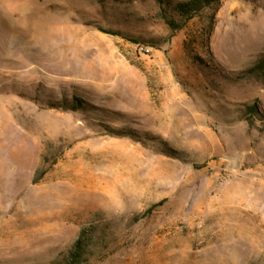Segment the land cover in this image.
I'll use <instances>...</instances> for the list:
<instances>
[{"label": "rangeland", "instance_id": "1", "mask_svg": "<svg viewBox=\"0 0 264 264\" xmlns=\"http://www.w3.org/2000/svg\"><path fill=\"white\" fill-rule=\"evenodd\" d=\"M263 56L264 0H0V264H264Z\"/></svg>", "mask_w": 264, "mask_h": 264}, {"label": "trees", "instance_id": "2", "mask_svg": "<svg viewBox=\"0 0 264 264\" xmlns=\"http://www.w3.org/2000/svg\"><path fill=\"white\" fill-rule=\"evenodd\" d=\"M161 6L163 19L175 32L186 26L194 17L200 15L207 7L219 4L221 0H155ZM257 70L264 72V56L256 64ZM252 113H258L256 104L249 107ZM84 234L75 241V248L70 251L66 264H81L86 254Z\"/></svg>", "mask_w": 264, "mask_h": 264}]
</instances>
